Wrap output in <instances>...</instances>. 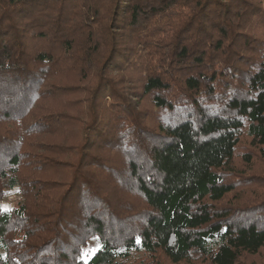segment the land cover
I'll use <instances>...</instances> for the list:
<instances>
[{
	"label": "trees",
	"instance_id": "16d2710c",
	"mask_svg": "<svg viewBox=\"0 0 264 264\" xmlns=\"http://www.w3.org/2000/svg\"><path fill=\"white\" fill-rule=\"evenodd\" d=\"M15 187L0 264H264V0H0Z\"/></svg>",
	"mask_w": 264,
	"mask_h": 264
},
{
	"label": "rangeland",
	"instance_id": "374dc122",
	"mask_svg": "<svg viewBox=\"0 0 264 264\" xmlns=\"http://www.w3.org/2000/svg\"><path fill=\"white\" fill-rule=\"evenodd\" d=\"M252 164H259V162H254ZM252 173L251 170H247V174ZM241 192V191H240ZM239 192V193H240ZM238 193V194H239ZM241 195V194H239ZM247 195V193L243 194ZM22 202V196L19 193V190L17 187L7 190L4 194V197L2 198L0 202V208L3 211H9L15 207H17ZM97 241L95 239L91 240L89 243L90 248H94L97 246ZM88 254V253H87ZM149 262L148 258L143 253H134L132 254L130 260L128 261V264H147ZM253 262L251 259H248L246 261L247 264H251Z\"/></svg>",
	"mask_w": 264,
	"mask_h": 264
}]
</instances>
